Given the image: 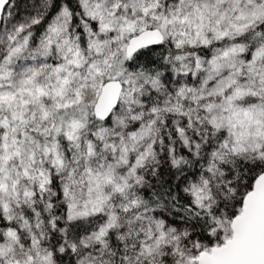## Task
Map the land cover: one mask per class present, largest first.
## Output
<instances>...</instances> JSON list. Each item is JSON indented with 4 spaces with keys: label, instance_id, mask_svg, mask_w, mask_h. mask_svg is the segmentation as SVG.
Listing matches in <instances>:
<instances>
[{
    "label": "snow or ice",
    "instance_id": "6c2138e0",
    "mask_svg": "<svg viewBox=\"0 0 264 264\" xmlns=\"http://www.w3.org/2000/svg\"><path fill=\"white\" fill-rule=\"evenodd\" d=\"M0 264H264V0H0Z\"/></svg>",
    "mask_w": 264,
    "mask_h": 264
}]
</instances>
